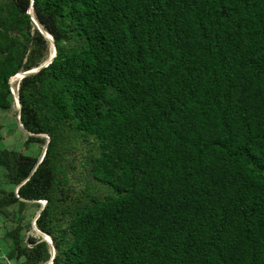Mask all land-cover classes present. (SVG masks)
<instances>
[{
	"label": "trees",
	"instance_id": "trees-1",
	"mask_svg": "<svg viewBox=\"0 0 264 264\" xmlns=\"http://www.w3.org/2000/svg\"><path fill=\"white\" fill-rule=\"evenodd\" d=\"M31 4L0 0V110L52 52L33 14L57 48L0 147L7 260L264 264V0Z\"/></svg>",
	"mask_w": 264,
	"mask_h": 264
},
{
	"label": "rangeland",
	"instance_id": "rangeland-1",
	"mask_svg": "<svg viewBox=\"0 0 264 264\" xmlns=\"http://www.w3.org/2000/svg\"><path fill=\"white\" fill-rule=\"evenodd\" d=\"M14 78L12 79V84L14 81ZM17 89V88H16ZM18 90V89H17ZM19 110V107L17 103L15 102V107L10 110H0V116L2 118V123L6 124L5 127H3L0 131V147H5L7 145H15L19 150H21L23 142L25 140V130L24 128L19 124L18 126H15L14 116L16 111ZM7 126V127H6ZM15 129L14 134H10V129ZM40 154L43 152V147H39ZM2 170L0 169V188H5L11 190L13 187L12 185L6 183L2 179ZM105 190L104 188H100V193L104 194ZM12 212H17L18 210V204L12 205L10 207ZM37 213L36 207L29 206L25 212H24V222H33L34 217ZM14 226V222L12 220V217H0V264H13V261L7 260L6 253H7V245L4 241V236L6 230ZM38 230V229H37ZM32 225L31 228L24 231V237L27 239L29 235H40V231L38 232Z\"/></svg>",
	"mask_w": 264,
	"mask_h": 264
},
{
	"label": "water",
	"instance_id": "water-1",
	"mask_svg": "<svg viewBox=\"0 0 264 264\" xmlns=\"http://www.w3.org/2000/svg\"><path fill=\"white\" fill-rule=\"evenodd\" d=\"M33 1H34V0H32L31 7H30V9H29V12L32 13V14H33ZM33 20L36 22V24L38 25V27H39V29L41 30V32H42L44 35H46V37H48V38L50 39V41L52 42V45H53V47H52V52H51L49 58H48L43 64H41L40 66L35 67V68H32V69H29V70H26V71H22V74L19 76V77H20L19 81H20L24 76H26V75H28V74H30V73L37 72V71H39V70H40L42 67H44V66H48V65L53 61L54 57L57 55V48H56V45H55V39H54V36H53L49 31H47V30L41 25V23L37 20V18L34 16V14H33ZM19 73H20V72H18L17 74L13 75V76L10 78V82H11V83H12V79H13V77L17 76ZM18 88H19V82H18L17 89H18ZM12 92H13L14 97H15V102L17 103L19 109H21L22 104H21V101H20V98H19L18 90L16 91L15 88L12 86ZM19 121H20V125H21L22 127H24L23 122H22L21 119H20V115H19ZM34 201H36V200H34ZM41 202L44 203V205L46 204V200H41ZM39 215H40V211H39V213L37 214L36 218H35L34 221H33V227H34L36 230L38 229V230L40 231V232H39V231L37 230L43 238H45L46 240H48L49 242H51V243L53 244V246H54V254H53V258H54V257H55V254H56V252H57V249H56V247H55V245H54V239H53V237L50 236L48 233H46V232H44V231H42L41 229L38 228V226H37V222H36V219H37V217H38ZM53 258L51 259L50 263L53 262Z\"/></svg>",
	"mask_w": 264,
	"mask_h": 264
},
{
	"label": "bare ground",
	"instance_id": "bare-ground-1",
	"mask_svg": "<svg viewBox=\"0 0 264 264\" xmlns=\"http://www.w3.org/2000/svg\"><path fill=\"white\" fill-rule=\"evenodd\" d=\"M22 74V71L17 75V76H15V78H14V81H13V84H12V86L15 88V90L17 91V86H18V81H19V79H20V75Z\"/></svg>",
	"mask_w": 264,
	"mask_h": 264
}]
</instances>
